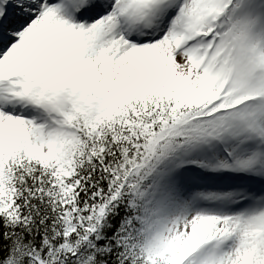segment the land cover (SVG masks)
<instances>
[{"label": "snow or ice", "instance_id": "snow-or-ice-1", "mask_svg": "<svg viewBox=\"0 0 264 264\" xmlns=\"http://www.w3.org/2000/svg\"><path fill=\"white\" fill-rule=\"evenodd\" d=\"M0 264H264V0H0Z\"/></svg>", "mask_w": 264, "mask_h": 264}]
</instances>
